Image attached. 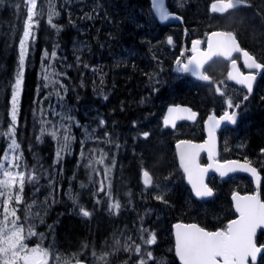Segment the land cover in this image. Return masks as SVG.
Instances as JSON below:
<instances>
[{
  "label": "trees",
  "instance_id": "obj_1",
  "mask_svg": "<svg viewBox=\"0 0 264 264\" xmlns=\"http://www.w3.org/2000/svg\"><path fill=\"white\" fill-rule=\"evenodd\" d=\"M91 1L92 3L73 4L71 0H54V3L51 0H37L36 11L42 15L35 17V31L26 57L15 127L16 138L23 154L21 165L28 172H34L37 177L34 183L25 184V205L31 200V190L33 192L45 185L59 182L62 177L67 180L65 191L52 202L46 219L39 221L38 226H35V231L42 233L43 239L34 236L27 243L32 246L42 243L44 247L52 249L51 234L57 231L55 240L69 249H77V246H80L77 252L81 254L83 243L97 242L100 236L99 239H102V235L108 232L113 223L101 216L89 223L83 219L80 204H75L80 202L78 199L83 196V193L75 188L74 180V177L78 178L81 174L80 156L75 149L68 152L63 161L56 162L57 139L49 133L57 126V120L52 117L53 121L45 125L42 117V97L47 91L41 78L42 68L45 63L49 66L52 62L59 74H62L66 86V100L82 124L94 121L86 115L85 108L88 104L100 108L101 114L107 116L105 123L98 120L101 130L96 134L100 139L112 137L113 133H116L119 139L125 138L129 134L125 129L132 124V120L143 121L147 117L145 104L149 102V94L148 100L144 99L143 89L146 87L147 76L154 79L153 73L158 70L157 64L147 60L152 48L148 35H143L151 30L152 26L157 25L150 1ZM188 1L191 0H187V3ZM208 1L205 3L200 0L204 12ZM262 4L264 5V0L259 3V8ZM50 5L58 13L53 17L56 27L48 23ZM28 7L26 0H0V160L10 144V139L3 133L11 126V97L19 71V42L23 35ZM260 10L264 14L261 8ZM200 12L193 10L192 16L198 17ZM78 41L88 42V47L82 50L80 56L74 54ZM124 49L127 52L121 57L119 52L122 53ZM45 52L49 57L55 52L56 56L45 58ZM108 72L109 76L106 75ZM105 82L107 84L103 91ZM116 83L118 92L115 91L111 97L110 91L114 90ZM149 92L151 91L147 93ZM182 97L187 104L196 98L193 93H184ZM71 123L75 131L79 130L74 127V121ZM111 126L113 129L109 130ZM42 128L48 129L44 135H41ZM255 130L260 131L258 139L252 133L247 137L252 139L254 145H262L264 126L259 124ZM143 150L144 148L140 147L138 153L147 154ZM150 153L155 159L164 157L165 151L155 147ZM129 156L130 153L125 154L124 158L128 160ZM131 160L126 161V164L130 166ZM160 164L169 168L175 163L172 158L168 160L164 157ZM135 173L134 170L129 171L128 176L136 177ZM72 189L74 194L67 193V190ZM185 213L181 211V214L176 216L180 218L179 216L186 215ZM214 213L216 211L211 212L212 215ZM25 216L26 214L22 218L25 219ZM187 218L191 217L187 215ZM200 223L204 226L209 224L206 220H200ZM83 259L87 260L84 256ZM117 263L118 260H115L109 264Z\"/></svg>",
  "mask_w": 264,
  "mask_h": 264
},
{
  "label": "flooded vegetation",
  "instance_id": "obj_2",
  "mask_svg": "<svg viewBox=\"0 0 264 264\" xmlns=\"http://www.w3.org/2000/svg\"><path fill=\"white\" fill-rule=\"evenodd\" d=\"M203 1L206 3L208 0ZM255 1L257 4L254 8L260 12V16L263 18L261 19L259 16H254V23L259 21V23H257L258 25L255 24L251 28L246 27L250 25H246V21L249 19L245 16L254 10L250 11ZM258 5L259 3L257 0H247V6H239L229 10L226 14L216 13L213 14V16L209 15L208 10L204 12L203 9H200L201 12L198 17L192 16L194 9L188 11L186 15H183L182 11L180 13L184 17V22H173L161 26L163 34L167 35V41L169 37L172 38V43L170 45L173 47L171 46L172 50L169 55L171 57L174 52L176 56L172 59L168 60L165 58L161 61L160 59L162 58L158 60L155 59L152 51H150L151 53L148 54L147 57V60L157 64L158 69H161V64H164V69L160 74L161 78L165 79L164 84L166 89L164 95L160 97L149 95V102L145 104L147 116L150 119L159 118L160 123L158 124V129H155V127H152V120L148 119L149 126L142 129L143 133L140 134V136L136 135L133 137V132L131 133V138L128 142L131 144V149L129 151L124 150L125 152L128 151L127 154L130 153L128 160L124 158L125 152L123 153V149L121 150L119 159H107L106 162L113 167L114 176L112 175L111 177V175H109L108 179L105 180L102 171L101 173L96 171V173H99L96 174V176H91L89 171V174L85 177V187L83 189L85 197L83 202L86 206V210L89 211L91 215L88 219H85L83 216V219L92 223L96 217L101 216L106 220L112 221L113 226L115 224L119 225L115 237L111 234H104L102 238L104 236L113 242H121L113 246H103L102 239H99L101 238L100 236L97 238V242L92 244L88 242V244L85 243V252L82 253V256L86 257L87 260L100 262L101 260H98L99 256L101 257L107 254V262L118 260L126 264H139L140 259L143 258L147 260V264H180V260L175 254L174 238V224L179 222L178 220L192 221V223L206 220L209 224L205 227L210 231H215L225 228L229 221L235 220L238 217L232 199L235 193L236 180L238 178L242 180L243 188L240 186L241 193L253 194L257 191L253 178L248 175H243V178L234 176L226 179L218 175L209 176L207 182L212 190L215 191V196L210 200H198L194 197L190 187H188L184 174L179 172L178 176L173 177L171 166L168 168L160 164L163 161L162 158L167 155V151L164 157H155V159H153V155L150 153V151L155 147L157 148V146L165 151V147L161 145V141L155 143V137L157 134L166 137L171 144L172 154L170 158L174 160V165L178 168L179 165L174 147L175 143L185 138H190L197 142H204L206 140V121L211 115L222 116L226 110L229 112H236V122L218 131L220 150L217 160L220 162L229 160H248L251 162V165L259 170H257L260 173L259 192L261 199H264V141H262V145H254L252 139L247 137L253 134L255 138L258 139L260 137V131H256L255 129L259 127V124L264 126V71L256 75L252 92L249 94L246 88L227 78L228 72L231 70L230 62L222 58H217L204 69L205 74L211 78L210 83L196 81L203 88L204 93H209V95L191 92V82L188 81V79L191 81L195 80L191 76L176 71V60L180 58L182 61H186L187 58L192 55L190 51L192 41L197 39L205 41V43L201 45V48H206L209 34L215 30L233 33L242 50L248 51L258 62L264 63V14L260 11ZM175 9L176 8L173 7V10ZM202 15H204V17L201 18ZM241 18L242 20H240ZM199 19L203 20L200 21ZM261 20L263 21L261 22ZM243 21H245V25L242 24ZM221 23L225 26H222ZM255 26L258 28L254 30L253 28H256ZM172 28H178L183 35L180 38L173 36L174 29ZM151 30L155 29L152 28ZM164 35L163 38L165 37ZM156 37H159V41L162 42L161 36H155V38ZM155 40L157 41V39ZM153 45H155V43H153ZM161 49L164 51V54L166 49L163 44H161ZM233 58L237 61V68L239 71L247 74L249 70L244 66L242 54L233 53ZM147 79L145 89L148 87V91H150L149 88L152 87L153 84H156V82H152L150 76H147ZM116 84V87L112 86L114 92H118V83ZM217 86H220L222 91L226 93L225 96H221L217 93ZM145 89H143V93L146 92ZM104 90L105 89H103V91ZM172 92L177 95V97L173 96L176 100L175 103H178V101L184 98L182 97L184 93H193L196 96L195 99H191L194 106L193 108L200 114L196 123L187 121L181 122L177 125L176 129L162 127L163 117L167 108L174 103L172 101H167ZM110 94L112 97V91H110ZM246 95L248 99H244ZM145 98L147 99V93L144 94V99ZM227 98H231L233 104H238L239 107L227 109L225 103ZM178 132H182V137L177 140V137L174 138L173 135H177ZM191 132L193 135L190 136L192 137H188ZM144 133H148L149 135L145 137L143 135ZM146 142H148V145L144 146ZM140 147H143V152L147 154H139L138 151ZM119 151L120 149L118 153ZM131 158L133 159L131 160ZM158 158L160 161H158ZM130 160L131 165L129 166L126 164V161ZM200 161L203 165L207 164L209 162L207 155L202 154ZM172 167L174 166L172 165ZM99 168L100 170H104V164H101ZM132 170L136 172V177L128 176V172ZM145 170L149 172L153 180V184L147 187L143 182V171ZM59 179L60 181L56 182V185H60L61 188L57 190L55 199L62 191H65L66 188L64 185L67 181L66 178L62 177ZM100 181H104L105 183L104 192L99 191ZM109 182L111 184L110 191L113 190L116 192V183L120 186L119 194L116 193L115 196L120 204L118 211H110L108 208L109 190L107 185ZM237 184L240 185V181H238ZM158 195H163V201L156 199ZM97 201H99V203H97ZM181 211L186 212V215L179 216L180 218H178L176 215L181 214ZM214 211L219 213V215H215L216 213H214L213 216L211 212ZM124 214V218L130 217L132 220L119 224L118 221L121 218L118 219L116 215ZM187 215L191 218H187ZM192 216H194V218H192ZM142 229L147 231L143 232ZM150 233L155 234L156 242L150 246L144 245L141 236L146 239ZM255 241L259 246L264 245V229L257 232ZM133 242L141 245L142 251L139 255L131 250V248L128 251L124 250L125 245H133ZM147 251L152 252V259L147 258ZM94 253L95 255H93ZM262 261H264V258H260L259 262ZM100 263H104V261Z\"/></svg>",
  "mask_w": 264,
  "mask_h": 264
},
{
  "label": "snow or ice",
  "instance_id": "obj_3",
  "mask_svg": "<svg viewBox=\"0 0 264 264\" xmlns=\"http://www.w3.org/2000/svg\"><path fill=\"white\" fill-rule=\"evenodd\" d=\"M28 7L27 19L24 24L23 35L19 42V71L13 86L11 97V126L3 135L8 136L11 143L8 145V152L0 160V264H82L76 258L71 259L56 253L49 247H44L42 243L35 246H29L27 241L39 236L43 239L42 233L35 231V224L32 223L33 216H39V213L33 214L31 209L33 205H27V213L25 220L22 222L17 215L18 205L23 203V191L26 183H34L37 179L34 172H28L21 165L22 156L15 155L20 145L15 139V127L17 124L19 98L22 91L24 65L28 52L29 39L32 35L34 25V17L42 15L37 12V0H26ZM247 4V0H217L211 6L213 13H226L230 9H235L241 5ZM152 6L159 15L160 20L169 19V12L165 8L164 0H152ZM250 6V5H248ZM58 15L53 7L48 11V23L52 27H56L53 23V17ZM168 43H172V38H168ZM205 43L200 39L192 41V55L186 61L180 58L176 60V71L183 74H190L202 81H210V77L204 73L205 65L211 62L214 58H222L231 64V70L228 72V79L236 84L243 86L250 94L253 88V82L256 75L264 71V63L258 62L257 59L248 51L242 50L233 33L231 32H213L209 35L206 42V48H201ZM233 53H241L243 56L244 66L249 70L247 74L239 71L237 61L233 58ZM45 58H54L55 52L49 54L44 53ZM183 55V53H182ZM51 65L44 69L43 79L46 81L44 87L50 85L55 87L63 85L54 77L59 74L55 71H49ZM223 83V82H221ZM219 95L225 96L220 86L216 87ZM58 96L59 92L56 93ZM244 99H248L246 95ZM227 109L238 108L239 105L233 104L231 98H227ZM169 115L165 118L164 124H171L175 127L177 119L194 120L196 113L191 109L181 108L179 106L168 109ZM56 115H61L56 113ZM63 120L71 122V116H62ZM222 122H236V112L225 111L219 118L214 115L209 116L207 122L208 140L203 144H194L190 141H181L180 143L187 147L179 152L180 167L183 169L188 184L191 185V191L197 198L211 197L213 190L205 182L208 173L216 172L221 178L228 176L230 173L245 172L250 173L257 184V191L250 195L233 194V201L238 217L235 220L229 221L227 226L216 231H207L206 229L196 225H185L178 223L175 227V254L180 260V264H256L258 254L264 258V246H258L255 241V236L258 229H264V199H261L259 194L260 175L251 162L245 160L243 163L239 161H224L220 162L216 158V130ZM103 123V122H102ZM63 129L61 135L60 130ZM48 132V129L42 128L41 135ZM54 139H58V147L56 151L57 162L63 158L65 152L70 151L74 137L71 134V123L65 126L63 123L54 126L49 133ZM145 137L149 134L144 133ZM179 147V145H178ZM206 151L208 163L202 165L199 163L200 153ZM83 156V152L81 153ZM96 163L103 164L104 156L101 155ZM91 167V164L89 165ZM111 169L105 167L104 179H108ZM99 174V173H97ZM145 186L153 184L152 177L147 170L143 171ZM109 195V210H117L120 208L118 201H113L111 196V184L107 185ZM99 191H105L104 181H100ZM156 199L163 201V195H158ZM99 203V201H97ZM84 217H89L91 213L83 208L80 209ZM146 232L147 230H143ZM131 239V238H129ZM144 245H153L156 242L154 233L148 234L145 239L141 236ZM133 250L137 255L142 251L141 245H125L124 250ZM95 255V253L93 254ZM106 255L99 257V260L107 264ZM148 259L153 258L151 251L146 252ZM139 264H147V260L141 258Z\"/></svg>",
  "mask_w": 264,
  "mask_h": 264
},
{
  "label": "rangeland",
  "instance_id": "obj_4",
  "mask_svg": "<svg viewBox=\"0 0 264 264\" xmlns=\"http://www.w3.org/2000/svg\"><path fill=\"white\" fill-rule=\"evenodd\" d=\"M51 1H53L52 3H54V0H51ZM261 1L262 0H257L258 3H261ZM71 3H73V4L92 3V1L91 0H71ZM202 4L203 3H201L200 0H191V1H188V3H187V0H174V3H171V5L175 6V8H176L175 11H177V12L183 11V15H186L187 12L191 11L192 9H194V10L203 9ZM256 4L257 3L255 1V3H253V7L250 9V11H252L253 9L254 10L250 14L245 16L247 19H249L246 21V25H250V26H246V27L251 28L255 24L258 25L257 23H259V21H257V23H254V21H255L254 16H257V17L259 16L261 19L263 18L260 16V12H258L254 8V7H256ZM205 6H206V12H207V9H208L207 5H205ZM260 8L264 12V5L263 4H262V6H260ZM202 17H204V15H202L201 18ZM199 20L202 21L203 19H199ZM240 20H242V18ZM262 21L263 20H261V22ZM242 24L245 25V21H243ZM221 25L225 26L223 23H221ZM152 28H154L155 30H149L148 32L143 33V35H144V37L148 35V37L150 39L149 43L151 44L152 54H153L154 58L157 60L159 58H162V59H160L161 61H163V59H165V58L168 60L174 58L176 56V53L173 52L172 56L170 57L169 53L172 50V48H171L172 45H170L168 43L166 36L163 34L161 26L159 24H157V25L152 26ZM257 28L258 27L253 28V29L255 30ZM172 29H174L173 36L180 38L183 35L178 28H172ZM34 31H35V17H34V25L32 28V35L29 39V44H30V40L33 37ZM163 35L165 36L164 38H163ZM155 36H161L162 42L159 41L160 40L159 37L155 38ZM155 39H157V41ZM153 43H155V45H153ZM29 44H28V50H29ZM161 44H163L165 49H166L164 54H163L164 51H162V49H161ZM87 47H88V42L78 41L75 45V51L76 52H74V54L77 53V55L80 56V53L82 52V50H85ZM126 52H127V50L124 49L122 51V53L119 52V54H121V57H123L124 53H126ZM27 54H28V52H27ZM114 54H115V52H114ZM25 63H26V59H25ZM49 65H51V68H49V71H55L58 74L60 73L53 66L52 62L49 63ZM161 65H162L161 69L157 68L158 69L157 72L155 71L153 74H158V73H161V71H163L164 64H161ZM24 67H25V65H24ZM47 67H48V63H45L43 68H42V71H41V78L42 79L44 76V69ZM109 74H110V72H108L106 75L109 76ZM54 79L59 80L60 83L63 85V87L61 88L59 85H57L55 87H53L51 85L49 87H46L47 91H46V93H44V95L42 97L43 102H44L43 111H42L43 121H44L45 125H47L50 121H53L52 120V117H53V118H56V120H57V126L61 123H63L65 126H67L71 122H69L67 120H63L62 116H71L73 118L72 121H74V127L78 128L79 130L75 131L73 129L72 123H71V134L74 137V140L72 141L71 149L68 152H72L75 149L78 150V154L80 156L79 163L82 167L80 168V172H81L80 176L78 178L74 177V180H75V184H76L75 188L78 189L80 192H83V189L85 187V185H84L85 177L89 174V171H90L91 176H94V175L96 176V174H97L96 171H99L100 173L102 171V174L104 173V170H100V168H99V165H101V164L96 163V161H98L100 159L101 155L104 156V163H103L104 169H105V167L110 168L111 171H110L109 175H111V177H112V175L113 176L115 175V173L113 171V167L110 166L106 162L107 159H116V158L119 159L122 149H123V153L125 152L124 150L129 151L131 149V144L128 142L130 141L131 133L133 132V137L136 135L140 136V134L143 133L142 129L149 126L148 125V119H150V118L147 116L146 118L143 119V121H141V119L138 121L132 120V124L129 125L125 129L126 131L129 132V134L127 136H125V138L122 137V139H119L116 136V133H113L112 137L100 139L96 133H98L100 131V128H101L100 124L97 121L98 119L101 120V117H100L101 113L98 112L97 108L90 106L88 104V106L85 108L86 115L89 116L88 117L89 119L94 118V119H96V121H91L90 123L86 122V123L82 124V122H80V120L77 119V116L74 115L73 108L71 107L70 103L67 102V100H66V86H65V82L62 78V74H59L58 76L54 77ZM164 81H165V79L157 77V79L155 81L156 84H153V89L155 91H157L158 89H162L163 86H160V85L162 84V82L164 83ZM44 82L46 83L45 80H44ZM152 82H154L153 79H152ZM106 84H107L106 82L103 84L104 89L106 88V86H105ZM191 84H195V82L192 81ZM145 90H146V92H145V94H146L148 92V87ZM57 92L60 93L59 96L56 94ZM113 94H114V91L112 90V96H113ZM148 94L153 96L152 92L147 93V95ZM173 96L177 97L176 93L172 92L169 96L170 98L167 99V101H174L175 99L173 98ZM19 103H20V98H19ZM18 109H19V106H18ZM56 113H59L61 115H56ZM74 118H76V119H74ZM103 119H104V120H102L103 123L108 120V118L105 116H103ZM153 119H150V120H152L151 123H153L152 127L153 128L155 127V129H158L159 118H156L154 120ZM60 133H61V135L63 134V129L60 130ZM190 135H193L192 132L189 133L188 137H192ZM173 137L174 138L177 137L176 138L177 140L180 139L182 137V132H178L177 135H173ZM15 139L17 140L16 133H15ZM159 141H161V145H163L165 147V152L167 151V155L165 156V154H163V156H165V158L167 157L169 160V158L172 154L171 144L169 143V141L166 137L157 134L155 137V143L159 142ZM10 143H11V141H10ZM17 143H18V141H17ZM147 145H148V142L144 143V146H147ZM57 147H58V139H57ZM119 149H120V151L118 153ZM170 150H171V153H170ZM8 151L9 150L7 149L6 152H8ZM68 152H65L63 154V158L66 156V154ZM82 152H83V156L81 155ZM127 152H125L124 154H127ZM15 155L22 156V158L20 160V163H21V161L23 160V154L21 151V146L16 151ZM63 158L60 159L59 162H57V157H56V162L60 163V161H63ZM162 160L164 161V158H162ZM90 164H91V167H89ZM173 166L174 167L171 166L172 175H173V177L178 176L180 171L178 170V168L175 165H173ZM66 184H67V182L64 185H66ZM60 188H61L60 185L57 186L56 183H52V184H48V185L43 186L39 190L36 189L33 192L31 190V192H30L31 200L28 201L27 204L25 205L24 199H23V203L18 205L17 215L20 217L21 221L23 222L25 220L22 217L24 214L27 213V205H33L32 209H31L32 213L33 214L39 213V216H33L31 222L34 223L35 226L36 225L38 226L39 221H41V220L43 221L46 219L48 210H49L52 202H54V200H55V195L57 193V190L58 189L60 190ZM115 188H116V192H114L113 190L110 191L113 201H117L115 196H116V193L119 194L118 192H119L120 186L116 183ZM70 192H71V194H74L73 189L67 190V193H70ZM80 197H81V195H80ZM84 197H85V195L83 192V197L78 199V201H80V202H75V204H80V208H83L86 210V206L84 205V202H83ZM109 203H110V200H109V195H108V208H109ZM23 205H25V206L23 207ZM23 209H24V212L21 213V210H23ZM116 216L118 219L121 218L118 221L119 224H122L123 222H127V221L132 220L130 217L124 218L125 214L124 215H116ZM84 218L88 219V217H84ZM115 219H116V217H115ZM118 228H119V225L115 224L110 229V231L108 230V232L105 234H107V235L111 234L113 237H115V234H116ZM57 235H58V232L54 231L52 233L51 237L53 236V237L57 238ZM52 240H53L52 241V246H53L52 249L56 253H59V254L65 256L69 259H71L72 257H76V258L79 257L78 254L80 252H77V249H79L80 246H77V249L75 247H70L71 249H69V248L62 246V244L60 242H58L57 240H55V239H52ZM102 243H103V246H113L115 244L117 245L118 243L120 244L121 242L120 241L113 242V241L109 240V238H105L103 236ZM84 244L85 243H83V245L80 244L82 246V248H81L83 251L82 253L85 252ZM87 244H86V246H87ZM98 260H99V258H98ZM97 264H100V263H97Z\"/></svg>",
  "mask_w": 264,
  "mask_h": 264
},
{
  "label": "water",
  "instance_id": "obj_5",
  "mask_svg": "<svg viewBox=\"0 0 264 264\" xmlns=\"http://www.w3.org/2000/svg\"><path fill=\"white\" fill-rule=\"evenodd\" d=\"M151 2H152V0H151ZM214 3H216V2H214ZM164 5H165V8L168 10V12H169V19L168 20H165V21H162V20H160V18H159V15H158V13L156 12V10L153 8V6H152V8H153V11H154V14H155V16L157 17V19H158V21L160 22V23H168V22H172V21H183V18H182V16H180L179 14H177V13H171L170 12V10H169V8H168V6H167V0H164ZM215 59V58H214ZM213 59V60H214ZM177 106H179V107H181V108H188V109H191V111L192 112H195L196 113V117H195V119L194 120H189V119H177L176 120V122H175V127L177 126V124L178 123H180L181 121H189V122H196L197 120H198V113L196 112V111H194L191 107H189V106H185V105H182V104H180V105H177ZM177 106H170L171 108H175V107H177ZM169 107V108H170ZM168 108V109H169ZM169 115V113H168V110H167V113H166V116H165V118L167 117ZM165 118H164V120H165ZM207 122H208V120L206 121V135H207V138H206V140L205 141H207L208 140V129H207ZM228 124H231L230 122H222L221 123V125H220V127L216 130V157L218 156V148H219V137H218V131L220 130V129H222L223 127H225L226 125H228ZM164 126L167 128V127H171V128H175V127H172L171 126V124H169V125H165L164 124ZM182 141H190V140H182ZM205 141L204 142H201V143H198V142H194V141H190V142H192V143H194V144H203V143H205ZM181 141H179L177 144H176V148H177V154H178V158H179V152L180 151H183L186 147H187V145H185V144H182V143H180ZM178 145H179V147H178ZM202 154H206L207 155V152L206 151H203V152H201L200 153V156H199V163H200V157H201V155ZM208 157V156H207ZM179 163H180V160H179ZM241 163H243V162H241ZM201 164V163H200ZM182 169V168H181ZM182 171H183V169H182ZM236 173H245V172H236ZM212 174H217V175H219L218 173H216V172H209L208 173V176L206 177V179H205V182L207 183V178L210 176V175H212ZM231 174H234V173H230L228 176H230ZM248 174H250V173H248ZM228 176H226V177H228ZM255 180V179H254ZM186 181H187V179H186ZM256 182V181H255ZM188 183V182H187ZM190 187H191V185L190 184H188ZM257 185V184H256ZM237 193H239V192H237ZM240 194V193H239ZM213 195H214V192H213ZM212 195V196H213ZM241 195V194H240ZM211 196V197H212ZM196 197V196H195ZM211 197H205V198H211ZM197 198V197H196ZM198 199H204V198H198ZM181 224H185V223H181ZM185 225H190V224H185ZM196 225H198V224H196ZM199 226V225H198ZM259 230H261V229H258L257 230V232L259 231ZM257 234V233H256ZM261 256V254H258V259H259V257ZM258 259H257V261H258ZM256 261V262H257ZM82 262V264H87L85 261H81Z\"/></svg>",
  "mask_w": 264,
  "mask_h": 264
},
{
  "label": "bare ground",
  "instance_id": "obj_6",
  "mask_svg": "<svg viewBox=\"0 0 264 264\" xmlns=\"http://www.w3.org/2000/svg\"><path fill=\"white\" fill-rule=\"evenodd\" d=\"M130 105H131V104H130ZM130 105H129V107H131ZM132 107H134V105H133Z\"/></svg>",
  "mask_w": 264,
  "mask_h": 264
}]
</instances>
